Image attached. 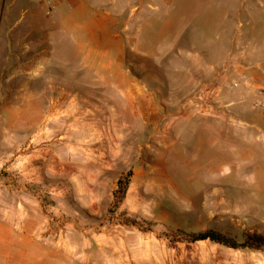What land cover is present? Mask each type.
Masks as SVG:
<instances>
[{
  "label": "rangeland",
  "instance_id": "obj_1",
  "mask_svg": "<svg viewBox=\"0 0 264 264\" xmlns=\"http://www.w3.org/2000/svg\"><path fill=\"white\" fill-rule=\"evenodd\" d=\"M88 1L109 11L111 31L137 42L142 53H103L119 37L107 38L97 26L85 30L53 21L48 14L57 9L51 0H0V34L31 32L20 41L38 42L46 72L78 78L88 74L95 100L80 113L93 116V134L70 142L62 132L44 142L55 141L63 149L72 143L80 153L77 161L91 164L85 176L25 177L24 160L35 143L13 146L0 139V264L4 256L20 262L28 246L38 247L45 239H66L74 225L88 228L96 264H264V247L233 248L183 238L208 229L238 242L253 233L264 236V177H246L264 165L261 159L259 165L250 164L247 150L240 148L233 167L238 177H215L218 156L224 174L230 170L225 147L246 142L248 124L213 115L215 110L228 112L218 104L223 93L234 89L228 88L230 83L221 85L216 101L205 107L197 99V104L189 102L204 81L189 93L193 86L181 82L190 57L201 54L207 60L208 51L231 49L234 39L263 37L264 20L249 19L264 17V0ZM62 10L68 16V7ZM89 19L90 13L80 20ZM87 42L95 46L93 60ZM13 52L0 38V61L6 63ZM91 61L96 68L100 63L122 65L152 94L143 99L141 120L128 114L117 95L108 98L100 71L86 67ZM136 63L140 70L134 69ZM171 63L178 66L172 75ZM189 105L191 112L186 111ZM215 141L223 144L222 150L216 151ZM121 177L129 183L117 202ZM24 229L30 230L31 243L22 238Z\"/></svg>",
  "mask_w": 264,
  "mask_h": 264
},
{
  "label": "crops",
  "instance_id": "obj_2",
  "mask_svg": "<svg viewBox=\"0 0 264 264\" xmlns=\"http://www.w3.org/2000/svg\"><path fill=\"white\" fill-rule=\"evenodd\" d=\"M51 1L52 6L57 9L56 12L48 14L53 21H67L76 27L86 28L85 30H91V26H97L107 38L119 37V40H115L114 45L106 47L103 53L114 52L117 55L142 53L137 42L127 39V35L121 39V35L111 31L109 11L95 8L94 4L88 0H67L66 4H63L62 0ZM94 1L93 3H101L103 0ZM63 7H68V16H63ZM89 13L90 21L80 20ZM256 20L263 21L264 17L249 19L251 22ZM30 33L12 31L4 35L0 34V38L5 39L14 51L7 58L6 63L3 64L0 61V134L2 135L0 139L6 143L11 142L13 146L27 140L35 143V148L24 160L26 162L25 177L40 179L76 177L79 173L85 176L87 167L91 164L88 163V159L77 161L80 153L75 150L72 143H68L69 147L63 149L55 141L47 144L44 142L62 132L66 133L70 142L79 138L83 141L88 137L89 132L94 133L93 116L80 114L85 104L95 101L91 90L92 84L85 79L89 75L78 78L73 74L55 76L47 73L39 56L38 42L20 41ZM52 33H54L53 30ZM86 45L89 47L87 54L93 60L96 53L95 46L90 45L89 42ZM207 53V60L201 54L196 58L190 57V65L186 67L187 73L184 74L181 82L193 86L188 93L192 92L201 81L209 80L224 67L225 72L221 76L222 85L237 83L231 92L221 95L218 104L226 106L228 112L215 110L213 115L221 119L246 122L248 127L245 132L248 140L242 143L234 141L229 148L225 147L229 150L227 164H230V170L224 174V163L222 157L218 156L214 163L213 174L215 177H238L237 170L233 167L238 166L240 148L247 150L246 160L250 161V164L259 165L257 160L261 159L264 165V115L253 104L258 98L256 87H264V36L250 34L245 38L234 39L231 49ZM86 67L100 71L104 77L102 86L108 87V98L112 99L114 94L117 95L122 102L126 103V111L130 116L140 120L143 118L145 109L142 105L143 99L152 94L148 95L149 93L144 91L136 76L122 65L112 62L100 63L96 68L91 61L86 63ZM141 68L142 66L137 63L134 65L135 70ZM169 68L172 70L169 74L172 75L176 73L178 66L171 63ZM189 102L197 104V100ZM193 110L191 105L186 109L188 112ZM123 124L126 126L125 122L121 123ZM80 135L82 136L79 137ZM215 145L216 151L223 149L222 143L215 141ZM90 147L94 149L93 145ZM204 177H211V175L209 173ZM246 177H264V170L257 174H247ZM23 232L22 238L31 243L33 237L30 230L24 229ZM66 232L67 238L61 241L45 239L40 241L38 247L28 246V254L24 252L20 262H15L16 258L10 256H4L1 259L4 264H96L94 242L85 233L88 232V228L74 225Z\"/></svg>",
  "mask_w": 264,
  "mask_h": 264
},
{
  "label": "trees",
  "instance_id": "obj_3",
  "mask_svg": "<svg viewBox=\"0 0 264 264\" xmlns=\"http://www.w3.org/2000/svg\"><path fill=\"white\" fill-rule=\"evenodd\" d=\"M128 183H129L128 177H121L118 180L117 192H119L120 195L116 196L117 202H119L123 198ZM127 222L137 225V221L135 219H130ZM184 236H185L183 237L184 240L189 242L208 239L212 242L220 243L227 247H233V248L250 247L253 249H262L264 247V236L256 233L247 235L246 239L242 242H238L235 239L212 229H208L200 232L187 233L184 234Z\"/></svg>",
  "mask_w": 264,
  "mask_h": 264
},
{
  "label": "built area",
  "instance_id": "obj_4",
  "mask_svg": "<svg viewBox=\"0 0 264 264\" xmlns=\"http://www.w3.org/2000/svg\"><path fill=\"white\" fill-rule=\"evenodd\" d=\"M41 1V0H38ZM225 68L217 71L209 80L200 84L199 88L195 90L189 100H199L205 107L211 105L213 101H216L220 87L222 85L221 76L224 74ZM243 77L245 75H242ZM237 86V83L232 82L228 85V88L232 89ZM256 93L258 98L254 101V106L259 109L264 115V87H256Z\"/></svg>",
  "mask_w": 264,
  "mask_h": 264
}]
</instances>
